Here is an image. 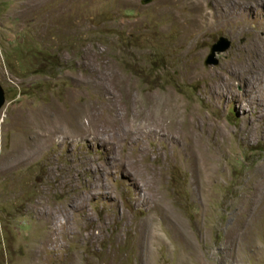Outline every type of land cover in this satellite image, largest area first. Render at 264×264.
Segmentation results:
<instances>
[{
	"label": "rangeland",
	"instance_id": "1",
	"mask_svg": "<svg viewBox=\"0 0 264 264\" xmlns=\"http://www.w3.org/2000/svg\"><path fill=\"white\" fill-rule=\"evenodd\" d=\"M217 1L0 0V264H264V90L222 96L253 33Z\"/></svg>",
	"mask_w": 264,
	"mask_h": 264
},
{
	"label": "bare ground",
	"instance_id": "2",
	"mask_svg": "<svg viewBox=\"0 0 264 264\" xmlns=\"http://www.w3.org/2000/svg\"><path fill=\"white\" fill-rule=\"evenodd\" d=\"M220 2L221 1H217L215 4L217 11H215L212 14V17L214 18V20L211 22L210 21L206 22V26L208 28H214L219 23H222V25H223V24L227 23L228 21L229 22L235 21V22H240V25L237 26V28H236L237 32H243L245 30H249L250 32L253 33L249 42L243 47V52H241V55H239V57L236 58L235 61L231 62L228 65V67L226 68V70H224L225 73H224L223 77L221 78L222 79V96H225L227 99L234 100V98L236 97V94H235L233 88L235 87V83L238 82L239 84L243 85L244 87H247V90H248L247 92H250L252 94L253 99L258 100V97L256 95L258 92V88L259 89L261 88L264 90V38L261 35V33L258 32L257 30L250 29L251 27H249V24L246 21V17L248 16V14L244 11L245 9L237 10L236 6L234 5V3H232L231 0H222V5ZM228 93L231 96V97L229 96V98L227 97ZM123 95L126 97L131 96V94H123ZM263 96H264V94L260 95L259 97L262 98ZM141 100L145 101L148 106L151 105V103H152L151 98L148 100H146L145 98L141 99ZM162 100L158 99V101H156V102H158V104L157 105L155 104V106H154L155 108L152 109L153 112H155L159 109V107L162 105L161 104L163 102ZM134 101H136V99H134ZM128 102H130V101H128ZM144 105L146 107V104H144ZM129 106H131V105L129 104ZM133 108H134V106H133ZM144 113H145V111H144ZM168 116H169V114H168ZM72 117H75L74 124L76 125V128H78L77 131H79L80 133H84L85 132L84 129L83 128L81 129V127H83V126H81V124H80L81 114L80 113L78 114V112L74 111V113L72 114ZM71 120H72L71 118H67V122L70 123ZM185 125H187V124H185ZM189 130L190 129L187 128V130H186L187 132H184L183 130L182 131L185 134L187 133L189 135L188 132L192 131V130H190V131ZM194 130H196V129H194ZM84 134H86V133H84ZM192 134H193V132H192ZM223 135H224V132L222 130V136ZM190 138L191 137H189V139ZM191 140H192V138H191ZM191 144H192V142H191Z\"/></svg>",
	"mask_w": 264,
	"mask_h": 264
},
{
	"label": "water",
	"instance_id": "3",
	"mask_svg": "<svg viewBox=\"0 0 264 264\" xmlns=\"http://www.w3.org/2000/svg\"><path fill=\"white\" fill-rule=\"evenodd\" d=\"M229 45L230 42L227 38L219 37L218 40L211 45L209 54L205 59V64H213V65L216 64L217 63V59L215 57L216 53L225 51L229 47ZM3 102H4V93L0 85V107L2 106Z\"/></svg>",
	"mask_w": 264,
	"mask_h": 264
}]
</instances>
